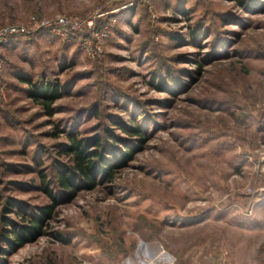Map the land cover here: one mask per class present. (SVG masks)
Segmentation results:
<instances>
[{
    "label": "rangeland",
    "instance_id": "374dc122",
    "mask_svg": "<svg viewBox=\"0 0 264 264\" xmlns=\"http://www.w3.org/2000/svg\"><path fill=\"white\" fill-rule=\"evenodd\" d=\"M58 16L102 54L87 30L0 50V264H264V0H0V28ZM78 141L95 184L72 194Z\"/></svg>",
    "mask_w": 264,
    "mask_h": 264
},
{
    "label": "trees",
    "instance_id": "16d2710c",
    "mask_svg": "<svg viewBox=\"0 0 264 264\" xmlns=\"http://www.w3.org/2000/svg\"><path fill=\"white\" fill-rule=\"evenodd\" d=\"M40 91L41 94L38 93V95L40 94V98L43 100H47L51 103L57 99L54 91H49L48 87L41 88L39 92ZM95 145L100 144L99 142H96ZM81 148L80 141L74 143L73 146H70L69 148V154L74 155V159H76L77 163L75 165V169H66V171L60 172V178L58 181L60 188L64 190V192H70L73 194L77 190L92 189L95 184V167L92 166L93 160H85L87 151H82ZM97 155L99 156L100 154L97 152ZM43 191L51 201L50 204L37 209L35 215L32 217L33 221H31L30 225L17 226L15 227L16 229L11 232L14 241L17 242L15 244L19 245L18 247H21L24 243L30 242L34 238L41 235L42 223L52 217L55 207L59 204L57 203L56 196L50 189L44 187ZM68 199H70V197L66 200ZM56 237L61 242L67 241L60 235H57Z\"/></svg>",
    "mask_w": 264,
    "mask_h": 264
},
{
    "label": "built area",
    "instance_id": "2783aa9c",
    "mask_svg": "<svg viewBox=\"0 0 264 264\" xmlns=\"http://www.w3.org/2000/svg\"><path fill=\"white\" fill-rule=\"evenodd\" d=\"M93 20H79L76 17L58 16L56 18L44 19L41 21L31 19L24 25H11L0 28V50L2 46L8 44L12 39L27 38L40 32H47L64 40L75 33L87 30L85 36L80 42L81 49L91 59H97L102 54V48L105 41L104 34L91 32ZM2 66L0 65V73ZM6 88L0 80V101L6 99Z\"/></svg>",
    "mask_w": 264,
    "mask_h": 264
},
{
    "label": "crops",
    "instance_id": "0c3cea01",
    "mask_svg": "<svg viewBox=\"0 0 264 264\" xmlns=\"http://www.w3.org/2000/svg\"><path fill=\"white\" fill-rule=\"evenodd\" d=\"M45 35L49 36V34H47V33H46ZM18 39H19V38H18ZM18 39H12V40L7 44V46H10V48H12L11 50H13V52L16 51V50H18L17 47H16V41H17ZM14 47H16V49H15Z\"/></svg>",
    "mask_w": 264,
    "mask_h": 264
}]
</instances>
